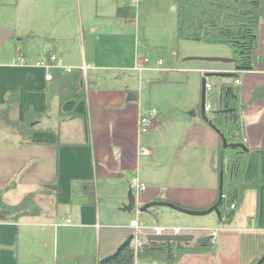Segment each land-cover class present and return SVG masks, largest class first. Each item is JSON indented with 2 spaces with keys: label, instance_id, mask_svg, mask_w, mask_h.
Masks as SVG:
<instances>
[{
  "label": "crops",
  "instance_id": "0c3cea01",
  "mask_svg": "<svg viewBox=\"0 0 264 264\" xmlns=\"http://www.w3.org/2000/svg\"><path fill=\"white\" fill-rule=\"evenodd\" d=\"M150 1L139 0L138 10ZM133 4L134 0H0V29L10 32L0 47L13 42L11 54L0 55V190L4 189L6 204L11 201L7 198L36 193L42 210L38 216L0 222V264H99L133 234V220L180 228L194 236L190 244H181L185 247L197 245L199 239L202 245L213 243L211 235L217 232L211 250L175 252L174 264H251L264 254V184L246 191L231 222L214 213L197 217L166 207L140 211L153 201L192 210L212 207L219 198L215 160L221 139L203 121L194 124L193 142L153 140L155 134L139 132L143 105L136 94L131 101L124 88L101 86L95 80L85 90L86 73L93 67L86 56L81 60L67 47L111 38L103 31L112 29L114 22L128 21L117 12ZM139 16L136 12L132 18L136 26ZM19 54L25 58L23 66L16 65ZM51 54H59L63 67L59 70H74L77 87L84 93L81 99L74 94L61 102L57 69L50 70L53 79L48 81L49 71L38 66ZM257 54L255 66L234 81L240 89L236 102L249 148L245 182L264 175V99H254V91L264 87L263 22ZM232 66L209 70L233 72L236 64ZM219 92L216 89L218 96ZM31 110L41 118L33 122L31 138L24 142L12 123L24 122ZM4 115L8 119H2ZM158 123L155 118L152 128L156 130ZM143 148L150 155H143ZM133 177L146 186L144 191L132 189ZM51 184L57 185L54 194L45 188ZM130 191L137 203L134 213L123 210ZM155 263L163 264L152 259L134 262Z\"/></svg>",
  "mask_w": 264,
  "mask_h": 264
},
{
  "label": "rangeland",
  "instance_id": "374dc122",
  "mask_svg": "<svg viewBox=\"0 0 264 264\" xmlns=\"http://www.w3.org/2000/svg\"><path fill=\"white\" fill-rule=\"evenodd\" d=\"M134 2L133 6L140 15L138 26L133 23L132 18L118 24L114 22L112 29L102 33L111 34V38L96 42L87 40L85 44L81 41L78 46L67 49L81 60L86 56L88 65L93 67L86 73V91L93 85V80L101 86L124 88L140 98L143 114H146L149 108L158 110L159 114L155 117L159 119L156 130L152 128L147 133L148 136L155 134L153 140L164 141L165 144L179 140L184 141L183 144L193 142L194 124L205 121L201 115L203 79L206 78L209 83L216 85L213 92L206 95L207 102L211 103L214 109L219 107L216 94V89L220 88L218 82L232 87L235 86V79H224L226 82H223L216 77H206V74L215 72L209 69L231 68V63L187 58H235L237 53L233 47L226 44L178 40L177 16L174 9L176 6L173 0H151L139 10V0L138 3L137 0ZM12 43L1 46L0 55H10L13 50ZM145 58L150 61V69L142 75L134 70V64L136 60ZM158 60L164 63L160 70H157ZM234 102L236 104L235 100ZM194 113L197 117H194ZM208 117L212 118V113H208ZM207 129L213 131L211 126H207ZM22 199L7 198L11 200L9 204H17ZM2 200L5 201L4 198Z\"/></svg>",
  "mask_w": 264,
  "mask_h": 264
},
{
  "label": "trees",
  "instance_id": "16d2710c",
  "mask_svg": "<svg viewBox=\"0 0 264 264\" xmlns=\"http://www.w3.org/2000/svg\"><path fill=\"white\" fill-rule=\"evenodd\" d=\"M176 6L177 38L178 40H193L208 44H226L234 48L238 62L253 68L258 61L257 42L260 24L264 23V0H173ZM117 16L123 19L136 17L135 7H120ZM264 61V58H261ZM58 80L62 82L60 100H70L75 94L78 98L83 97V91L77 87V76L74 70L67 73L64 70H55ZM165 76V74H164ZM205 79V78H204ZM222 80L221 78H218ZM219 87L226 89L227 84L218 82ZM235 95H239V87L232 86ZM220 95V92H219ZM13 94L7 97V107L13 102ZM217 97L218 103L219 98ZM254 99H264V87L254 91ZM236 101V100H235ZM220 106V103H219ZM237 114L234 116L219 112L212 113L210 118L213 123L224 133L229 142H243V125L240 119L239 106L236 102ZM8 119L7 115L1 117ZM41 118L40 113L28 111L24 122L12 123L19 132L22 141H29L33 132L32 124ZM221 139V138H220ZM222 147V140L221 146ZM220 151V150H219ZM219 151L216 157L219 155ZM248 153L242 150H227L225 153V180L223 189V204L221 211L225 222H231L237 208L244 199L249 189H259L264 184V175H259L250 182L243 179ZM49 194L55 193L57 185L45 186ZM6 189V188H5ZM4 190V189H3ZM3 190H0V222L15 221L23 216H38L42 213L41 207L36 203V193H30L17 204H6L2 200ZM45 192V191H44ZM235 205V209L231 208ZM151 210V209H150ZM206 239V238H204ZM182 246L173 244V257L169 258L168 248L164 242H147L139 251L138 259H152L163 264H174L176 254L194 252L197 250H211L213 243ZM176 252V254H175ZM175 254V255H174ZM260 258L251 262L256 264ZM136 260L132 246L125 248L119 258L107 264H134ZM264 264V263H263Z\"/></svg>",
  "mask_w": 264,
  "mask_h": 264
},
{
  "label": "water",
  "instance_id": "95a60500",
  "mask_svg": "<svg viewBox=\"0 0 264 264\" xmlns=\"http://www.w3.org/2000/svg\"><path fill=\"white\" fill-rule=\"evenodd\" d=\"M176 7H174L175 9ZM10 36V32L5 29H0V45H2L6 38ZM187 60H203V61H216V62H224V63H231V64H237L238 60L236 58H187ZM252 68L247 67L245 65L239 64L236 65V69L233 72H214V73H208L206 74V77H216L221 79H235L239 77V73L243 71H250ZM228 91L232 92L233 96L236 97L232 91V88H229ZM220 96V95H219ZM220 98V97H219ZM129 99L131 101H134L137 99L136 95L134 93H130ZM206 106V78L202 81V99H201V115L203 119L208 123L209 126L212 127L216 131V133L220 136L222 140V147L219 151V155L216 157L215 160V167L219 172V198L218 201L209 209L206 210H192L185 208L183 206L177 205L172 202L168 201H153L150 203H146L140 211L143 213H147L150 211V209H153L155 207H166L173 209L179 213H183L189 216H208L210 214H216V216L223 220L224 216L221 211V206L223 204V189H224V180H225V169H226V163H225V153L227 150H242L245 153L249 152V148L246 146L243 142H229L227 138L225 137L224 133L213 123V121L208 117V113L205 109ZM232 110H225L224 112H231ZM129 202L128 205L124 206L123 210L126 212L131 213L134 211L137 207L136 198L132 191L129 192ZM134 240V235H130L124 243L117 249L115 253H113L110 256H107L99 262V264H107L113 260H116L120 257L123 250L129 246H131L132 242ZM194 240V236L191 234H175V235H148L147 241L148 242H164L167 245L168 248V254L169 258L173 257L172 253V246L173 244H190ZM264 263V254L260 257L259 261L256 264H263Z\"/></svg>",
  "mask_w": 264,
  "mask_h": 264
},
{
  "label": "built area",
  "instance_id": "2783aa9c",
  "mask_svg": "<svg viewBox=\"0 0 264 264\" xmlns=\"http://www.w3.org/2000/svg\"><path fill=\"white\" fill-rule=\"evenodd\" d=\"M25 58L23 55L19 54L18 57L16 58V65H20L23 66L25 65ZM150 63L148 58H145L143 60H136L135 62V67L134 70L142 73L144 71L149 70L148 64ZM39 67L45 68L46 70L49 71V73L46 76V79L48 81H51L53 79V75L51 74L50 70L52 69H62V65H61V61L59 59V57L55 54H51L47 57H44V59L42 60L41 63H39L38 65ZM157 70H160V67L164 66V63L162 60H158L157 61ZM68 70V72H72L73 69H66ZM87 70L86 67H84V71ZM216 87V85H213L212 83H209L206 80V95L207 93H211L213 92V89ZM206 112L207 113H212L214 108L212 106L211 103L207 102L206 100V106H205ZM158 115V110L155 108H149L148 111L146 112V114H143L140 117V121H139V132L141 134H147L150 132L154 121H155V117ZM151 151L148 148H143L142 149V154L143 155H150ZM131 187L132 189L141 192L144 191L146 189V186L141 183L139 181V179L137 177H133L131 180ZM232 209H235V205H231ZM71 220H67L65 222L66 225L70 224ZM131 228L133 229V235H134V240L131 244V246L134 249V253H135V257L136 259L138 256L139 251L142 249V247L148 242L147 241V236L154 234V235H163V234H167V235H175V234H182V230L180 228H167V227H163L159 224H156L154 226H145L143 224H141L138 220H133L131 222ZM212 237V241L215 244V240L217 237V232L214 231L211 235ZM156 264V263H155Z\"/></svg>",
  "mask_w": 264,
  "mask_h": 264
},
{
  "label": "flooded vegetation",
  "instance_id": "af4514ba",
  "mask_svg": "<svg viewBox=\"0 0 264 264\" xmlns=\"http://www.w3.org/2000/svg\"><path fill=\"white\" fill-rule=\"evenodd\" d=\"M239 65V64H236ZM231 88V86H228L226 89L219 88L220 90V106L218 109H214V112L223 113L226 115L234 116L237 114V108L234 100H236L237 97H235L232 94V92L228 91V89ZM235 95V94H234ZM225 110H232L231 112H224Z\"/></svg>",
  "mask_w": 264,
  "mask_h": 264
}]
</instances>
